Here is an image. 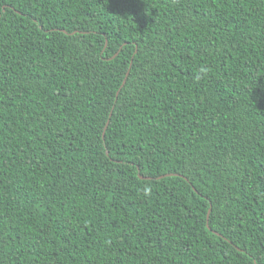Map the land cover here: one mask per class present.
Instances as JSON below:
<instances>
[{
  "label": "trees",
  "instance_id": "trees-1",
  "mask_svg": "<svg viewBox=\"0 0 264 264\" xmlns=\"http://www.w3.org/2000/svg\"><path fill=\"white\" fill-rule=\"evenodd\" d=\"M0 264H264V0H0Z\"/></svg>",
  "mask_w": 264,
  "mask_h": 264
},
{
  "label": "water",
  "instance_id": "water-1",
  "mask_svg": "<svg viewBox=\"0 0 264 264\" xmlns=\"http://www.w3.org/2000/svg\"><path fill=\"white\" fill-rule=\"evenodd\" d=\"M124 82L125 81H123V84H124ZM122 87V86H121ZM111 116V114L109 115V117ZM109 123V119H108V121L106 122V124H105V126H104V130H103V133H102V137H104V134H105V129H106V127H107V124ZM172 174H168L167 176H171ZM178 176V175H177ZM140 178L141 179H151V178H144V177H142V176H140ZM159 178H162V177H159ZM209 214V211H208V213H207V215Z\"/></svg>",
  "mask_w": 264,
  "mask_h": 264
}]
</instances>
